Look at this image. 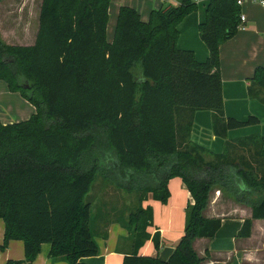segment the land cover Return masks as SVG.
<instances>
[{
    "label": "trees",
    "instance_id": "obj_1",
    "mask_svg": "<svg viewBox=\"0 0 264 264\" xmlns=\"http://www.w3.org/2000/svg\"><path fill=\"white\" fill-rule=\"evenodd\" d=\"M110 2L42 0L34 44L0 38V80L36 107L26 120H0V247L22 240L25 252L23 260L6 264H32L43 243L51 245V257L69 264H87L80 259L98 254L87 196L100 173L114 187L139 194L127 221L134 252L123 264H201L194 240L215 236L222 224L204 215L215 187L252 208L240 236H250L253 219H264V137L228 139L221 153L190 138L198 110L212 112L221 137L260 122L224 110L220 47L240 27L237 0L208 3L199 26L210 52L205 61L177 47L178 25L198 9L196 1L153 9L147 21L123 5L108 41ZM248 91L264 100V66L255 69ZM176 176L192 202L184 235L164 262L159 254L138 253L153 224V209L142 201L152 192L166 202ZM153 240L159 249L160 234Z\"/></svg>",
    "mask_w": 264,
    "mask_h": 264
},
{
    "label": "crops",
    "instance_id": "obj_2",
    "mask_svg": "<svg viewBox=\"0 0 264 264\" xmlns=\"http://www.w3.org/2000/svg\"><path fill=\"white\" fill-rule=\"evenodd\" d=\"M260 1L244 0L240 7L241 14L246 17L245 27H239L237 34L220 47V71L226 116L245 120L254 115L260 119V122L230 129L226 137H221L215 135L213 131L212 112L196 111L190 138L215 153L224 151L228 139L251 135L264 137V100L251 98L248 91L250 78L255 69L264 66V5ZM209 2L210 0H200L198 9L186 15L178 25L177 47L191 50L199 61H205L210 53L199 30L200 24L206 20V7ZM177 3L178 0H111L107 26L108 41L114 38L121 6L136 8L142 20L147 21L153 9ZM41 4L42 0H0L1 40L9 45L34 44L40 25ZM109 31H113L112 37L109 36ZM6 85L4 93L10 91L7 83ZM262 96L264 98V93ZM25 104H27L26 108L16 115V119L20 115H26L24 117L28 119L36 112V107L30 101ZM0 113V120L4 124L18 122L9 118L10 112ZM108 188H110L107 191L108 200H105L103 207L106 210L99 212L101 217H98L99 214L96 216L93 228L99 248L98 254L80 259L87 264H123L124 257L134 252V241L127 227L129 213L127 211L120 215L109 213L117 206L111 201L119 192L115 191L113 185L109 184ZM168 188L170 197L166 202L155 199L152 192H149L142 201L143 207L150 206L153 209V224L148 227L151 238L140 247L138 251L140 255H160L166 246L175 248L184 235L187 207L192 202L191 192L179 176L172 177L168 181ZM204 215L207 218H220L222 224L215 236L199 237L194 240L193 247L201 258V264H264V219H253L250 236L239 235L245 220L252 216L250 206L238 202L224 189L215 187L210 193ZM2 224L3 238L0 239V245L4 240L3 219ZM155 233L160 234L159 249L153 240ZM50 248L49 243H43L41 252L32 264H69L64 257H51ZM5 249L6 252L0 247V264H6L9 259L25 258L22 240H11Z\"/></svg>",
    "mask_w": 264,
    "mask_h": 264
},
{
    "label": "rangeland",
    "instance_id": "obj_3",
    "mask_svg": "<svg viewBox=\"0 0 264 264\" xmlns=\"http://www.w3.org/2000/svg\"><path fill=\"white\" fill-rule=\"evenodd\" d=\"M111 19H113V16L111 17ZM111 27L113 28V26ZM109 34H110L109 36L112 37L113 31L112 32L109 31ZM4 87H7L6 83L0 80V112H4V111L10 112L9 118L13 119L14 121L16 120L20 121V120L27 119V117H24L26 115H20L16 119V115L26 108L27 104L25 103H29V100L20 93L10 92L9 90L7 93H4V90H5ZM109 184L112 185L108 181V179L104 177V174L100 173L94 183L92 190L87 196V201L91 203L92 219L90 222V226L92 230H94L93 228L95 226L94 223H95L96 216L99 214L98 217H101V214L99 212H103L106 210L103 207L105 206V200L106 201L108 200L107 191L108 189H110L108 188ZM113 188H115L116 189L115 191H118L119 194L116 195L117 197L114 196V200L111 201L117 204V206L114 207L115 210L109 211V213L113 215H120L127 211L130 214V212L139 205L138 192L128 193L123 189L117 190V188L114 187V185H113ZM1 225L3 224H2V219L0 218V239L3 238ZM3 251L6 252L7 249L4 248Z\"/></svg>",
    "mask_w": 264,
    "mask_h": 264
},
{
    "label": "water",
    "instance_id": "obj_4",
    "mask_svg": "<svg viewBox=\"0 0 264 264\" xmlns=\"http://www.w3.org/2000/svg\"><path fill=\"white\" fill-rule=\"evenodd\" d=\"M174 247L172 246H166L162 249V251L160 252V258L162 261L167 262L168 259L170 258V256L173 254L174 252Z\"/></svg>",
    "mask_w": 264,
    "mask_h": 264
},
{
    "label": "built area",
    "instance_id": "obj_5",
    "mask_svg": "<svg viewBox=\"0 0 264 264\" xmlns=\"http://www.w3.org/2000/svg\"><path fill=\"white\" fill-rule=\"evenodd\" d=\"M194 1H196L198 3L200 0H194ZM243 2H244V0H237V4L240 6L243 4ZM260 2L264 5V0H261ZM245 20H246V17L241 14L240 27H245V25H244Z\"/></svg>",
    "mask_w": 264,
    "mask_h": 264
}]
</instances>
